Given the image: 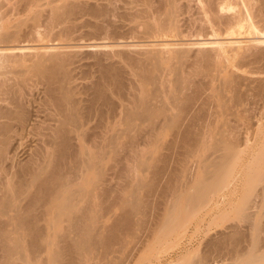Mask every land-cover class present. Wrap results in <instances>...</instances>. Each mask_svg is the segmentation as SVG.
Returning <instances> with one entry per match:
<instances>
[{
	"label": "bare ground",
	"instance_id": "bare-ground-1",
	"mask_svg": "<svg viewBox=\"0 0 264 264\" xmlns=\"http://www.w3.org/2000/svg\"><path fill=\"white\" fill-rule=\"evenodd\" d=\"M56 1L0 0V264H90L92 255L89 254L98 249H101L99 257L107 259L115 252V246L123 245L127 238L133 237L131 232L135 230L134 217L140 210L144 211L143 214L149 210L145 204L150 200L142 204L145 208L142 205L137 207V198L134 196V201H128L131 202L130 206H122L124 209L115 218L113 225L106 227L89 214L95 208L100 209L102 213H108L116 205L104 207L100 203L103 207H97L100 204L97 205L94 198L96 193H100L95 190L97 187L92 191V187L97 184H93L91 179L86 181V177L95 174L96 170L98 173L95 175L102 173L103 171H99L100 167L98 169L99 162L111 153H118L116 155H120L122 165L119 174L125 176L126 180L131 179L133 175L130 176L129 173H132L134 168L138 169L132 164L135 165L137 159H140L139 154L144 152H140L141 147L148 146L146 141L167 142L168 135L171 136L168 144L170 149L176 142H180L182 151L185 152L184 159L198 158L202 164L203 177L193 183L183 196L177 192L178 196L169 202L172 207L165 208L164 218L159 216V221L157 218V221L151 220L154 224H151L149 218L152 227L147 225L151 230L148 229L149 232L146 229L148 232H145L150 235L156 233L159 228L158 235L160 233L164 237L176 236L186 227L190 215L192 217V214L198 212L200 206L212 202L210 200L218 195L233 191L229 188L235 179L236 187L234 185L233 189L237 191L238 199L234 198L237 206L234 202L231 205L236 206L238 223L235 228L233 226L232 233L217 237V241L210 240L209 245H206L210 252H207L206 261L203 263L217 264L218 261L230 260L234 264H264V83L263 80H258V91L255 93L252 90L254 93L247 94L249 89L245 92L239 88L241 79L245 81L247 77L245 76V79L244 75L234 71L238 66L256 64V61L264 59V0H97L107 2L108 4L104 5L108 6L103 8V3L100 5L98 2L96 6L88 8L92 14L101 16L105 15L104 13L107 15L110 7L115 9L116 2L124 3L125 6L127 4L133 13L129 12V18L124 13L129 23L138 20L135 27L142 29L139 32L147 38H163L160 44L153 45L154 48L157 46L162 49L144 52L143 56L138 58H122L121 54L119 58L127 60L126 64L130 63V69L126 73L116 67L101 66L97 80L87 88L88 93L81 91H85V99L82 96L78 99L75 92L77 85L72 86L74 76L69 66L77 60L76 52H66L65 48L56 44L22 46L30 42H60L69 39L74 28H78L76 25L72 27L71 22L78 13L83 14V11L88 10H83L85 0L82 3L77 0L80 4L76 0H60V3ZM121 9H115L116 13ZM123 12L121 11L122 14ZM125 15L121 20L125 19ZM97 17L99 19L100 16L93 19L97 20ZM103 17L105 19V16ZM96 20L93 30L98 24ZM67 21L69 26L65 25ZM100 27L103 29V24ZM99 28L97 26L96 33H103ZM133 28L134 25L131 26L130 32ZM184 28L197 34V37L206 36L216 40L184 44L167 39L180 37ZM135 29L134 34L135 31L136 34L139 33ZM245 38L247 39L244 40ZM195 46L209 50L204 48L206 52H202L205 54H201L200 50L202 62L195 63L194 68L189 67L191 70L188 71L184 69L182 62L187 60L190 48ZM101 59L104 58L96 59L95 63L103 65ZM173 60H176L177 65H182L162 68L163 64ZM32 82L45 86L40 88L43 89V92L40 91L45 93V98L43 96V102L42 98L38 102V105L44 104L45 108L43 106L40 109L39 106L37 109H40L41 115H32L26 108L28 105L25 106V99H28L31 87L36 86ZM207 98L209 102L213 101L209 113L212 115L209 117L212 126L208 122L211 130H206V119L202 121L204 117L201 120L204 126L199 125L200 114L206 111ZM233 129L236 133L232 132ZM143 130L144 134L140 132ZM133 132L144 136L138 138L139 133L137 136ZM30 138L37 141L34 144H38V148L35 146L33 156L29 155L32 160L28 158L30 162L21 166L14 151L17 148L14 147L22 145ZM178 147L174 148H181ZM170 149L168 152L173 151ZM168 154L172 160L171 152ZM182 161L180 163L185 164ZM163 163L162 161V166L154 168V176L158 178L156 182L166 173ZM174 169L168 177L169 180L163 182V191L168 190L172 182L174 185L173 176L178 172V169ZM104 176L100 178L102 182ZM151 182L147 184L151 185ZM178 182L182 186L185 184L181 180L176 183ZM127 183H130L129 180ZM141 183L138 179V182L133 184L135 187H132H140ZM143 183L142 185L150 190L153 187V184L148 186L145 181ZM87 185L94 186L87 189ZM133 190L131 189L130 193L135 192ZM108 192L99 196L103 197ZM225 194L220 197L226 198ZM99 198L96 199L97 202ZM100 200L104 202V197ZM126 200L124 199V202H127ZM181 204L191 207H180ZM141 215L140 212V219ZM145 217L143 218L147 221L148 218ZM143 220H140L143 224L137 227L138 230L144 223L147 224ZM60 222L69 224V232L65 226L68 235L62 239L64 241L59 238L61 235L58 237L64 245L51 249L56 239L53 240L55 233L52 228ZM135 223L138 225L139 222ZM64 229L63 233L66 231ZM72 233L73 237H69ZM58 242L59 240L56 245ZM94 256L97 257L96 254Z\"/></svg>",
	"mask_w": 264,
	"mask_h": 264
},
{
	"label": "rangeland",
	"instance_id": "rangeland-1",
	"mask_svg": "<svg viewBox=\"0 0 264 264\" xmlns=\"http://www.w3.org/2000/svg\"><path fill=\"white\" fill-rule=\"evenodd\" d=\"M58 1V3H60V2H62V1H60V0H57ZM57 1H56V3H57ZM77 1V0H76ZM80 1V0H79ZM84 0H81L80 1V3H82ZM87 1H88V3H87ZM85 2H86V4H85ZM85 2H83V4H84V7L86 6V8H84L83 7V10H85V9H87L88 7H90V6H96V4L99 2H97V0L95 1V0H85ZM55 3V2H54ZM53 3V4H54ZM77 3H79L78 1H77ZM79 3V4H80ZM100 3V5H101V3H103L102 1H100L99 2ZM98 3V4H99ZM107 2H104L103 4H102V6H103V8H106L108 5H106V7H105V5L104 4H106ZM114 3V2H113ZM62 4V3H61ZM95 4V5H94ZM108 4V3H107ZM115 4V3H114ZM117 4V5H116ZM116 6L118 7H115V9H117V10H120L121 8H122V6L124 5V3L123 4H121V2L120 3H117L116 2ZM119 4V5H118ZM82 5V4H81ZM97 6H99V5H97ZM114 6V5H113ZM99 7H101V6H99ZM124 7H125V9H124ZM127 7V8H126ZM91 8V7H90ZM90 8H88V10H89V12H88V10H86V11H83V14L82 15H84V16H82L81 14H75L76 16H78V15H81L79 18H77L75 15V19L73 18V21L75 20V22H73L72 21V19L70 18L69 20H71L72 22H71V26L72 27H74V25H76L75 27H77L78 26V28H74V30L73 29H71V32H72V30H73V33L71 34V36H70V38L69 39H64V40H62V41H56V42H54V43H52V42H50V43H48V42H33V43H35V44H32V42H30V43H25V44H23L22 46H24V47H39V46H45V45H57L58 47H62V48H65L64 50L66 51V52H71V50H72V52H76L77 53V60L75 61V63L74 64H72L71 66H69L70 68H72L71 70H72V73H73V75L72 76H74L73 77V79L75 80V81H77V82H75L74 80H73V84H72V86L73 87H75V84L77 85L76 86V88H75V92H76V94H77V97H78V99L80 98L81 99V97L80 96H82L84 99H85V97H84V95L86 96V93H88L87 91V88H89V86L90 85H92V83H94L95 82V80H97V77H98V75H99V69H100V67L102 66V68L104 67V66H110L109 68H115L116 67V69H120V70H123V71H125V73L126 72H128L129 71V69H130V63L129 62H127V64H126V61H125V59L122 61L120 58H119V56L121 55V57L123 58V56L124 57H136V58H138V57H141V56H143L142 54H144V52L146 53V52H151V50H153V51H158V49L160 48V49H162L161 47H157L156 46V48H154L153 47V45H156V44H160V42H161V40H163V38H158V37H146V35L144 36V35H141L142 33H140L141 32V30H140V28L138 27V28H136L135 27V25H136V21H138V20H132V19H130V20H132L133 22H131V24L129 23V21H128V19H126L127 17L129 18V15L130 14H133V13H131V11L132 10H130L129 9V6L126 4V6L124 5L123 6V10L121 9V11L123 12V11H126V12H123V14L124 13H126L127 15L129 14V12H130V14L126 17V15H125V19H122L121 20V18L124 16L122 13H121V11H118L117 13H116V10L115 9H112L111 7H110V9L111 10H115V11H109L110 9L109 8H107V9H109L108 10V13H107V15H106V13H104L105 15H103L102 14V16H101V14H99V15H95L94 13L92 14V12L90 11ZM48 10V9H47ZM82 12V11H81ZM86 12H88V13H86ZM111 12H112V14H111ZM133 12H134V10H133ZM121 13V14H120ZM93 15L94 17H91V15ZM108 14H110V15H108ZM115 14V15H114ZM74 16H72V17H74ZM95 16H100L101 18L103 17V16H105V19H104V17L101 19L100 17H99V19H98V17H97V20L96 19H93V18H95ZM107 16V17H106ZM109 16V17H108ZM118 16L120 17V18H118ZM89 17H91V18H89ZM76 18H77V20H76ZM124 18V17H123ZM89 19V20H88ZM68 20V21H69ZM95 20H96V28H97V26H98V28L100 27V26H102V24H103V29L101 28H99L100 30H103V33L102 32H100L99 31V29H98V31L101 33H99L98 31V33H96V28H95V30H93L92 28H94L93 26L95 25ZM68 21H67V24L65 23V25H67V26H69L70 25V23H68ZM77 21V22H76ZM87 23H86V22ZM88 21H89V23H88ZM127 23H126V22ZM70 22V21H69ZM103 22V23H102ZM110 22H112V23H110ZM117 22V23H116ZM121 22V23H120ZM64 23H63V25H61V27L63 28V26H64ZM74 23V24H73ZM100 23V24H99ZM124 23V24H123ZM73 24V25H72ZM87 24H89V25H87ZM114 24V25H113ZM100 25V26H99ZM107 25V26H106ZM134 25V28L132 29L133 31H134V29L135 30H138L137 32H139V30H140V32L139 33H137L136 34V31H135V34H134V32L132 31V32H130V30H131V26H133ZM67 26H65V27H67ZM83 26V27H82ZM104 26H106V27H104ZM116 26V27H115ZM61 27H58V28H61ZM71 27V28H72ZM82 29H81V28ZM109 27V28H108ZM112 27V28H111ZM115 27V28H114ZM90 28V29H89ZM111 28V29H110ZM75 29H76V32H75ZM118 29V30H117ZM111 30V31H110ZM116 30V31H115ZM93 31H95V33L97 34H95ZM106 31H107V33H106ZM182 31H183V33L182 34H180L179 36L180 37H176V38H171V37H168L167 39L170 41H174L175 40V43L177 42V43H184V44H186V43H202V42H212V41H215L216 39H213V38H209V37H207L206 38V36L204 37V36H201V37H197L196 35L197 34H194V33H191V32H188L187 30H185V28H184V30L182 29ZM75 32V33H74ZM80 32V33H79ZM115 32V33H114ZM127 32V33H126ZM93 33V34H92ZM100 34V35H99ZM108 34V35H107ZM127 34V35H126ZM85 35V36H84ZM96 35V36H95ZM105 35V36H104ZM73 36V37H72ZM94 36V37H93ZM114 37V38H113ZM195 37V38H194ZM71 38H73V40L71 39ZM80 38H82V39H80ZM86 38V39H85ZM102 40H101V39ZM167 39H165V40H167ZM247 38H245L244 40H246ZM69 40H71V41H69ZM38 43V44H37ZM41 43V44H40ZM114 45H115V47H114ZM134 45V46H133ZM137 45V46H136ZM141 45V46H140ZM151 45V46H150ZM94 46H102V48H97V47H94ZM117 46V47H116ZM68 47V48H67ZM76 47V48H75ZM103 47H107V48H103ZM134 47V48H133ZM110 48V49H109ZM183 48V47H182ZM185 48V47H184ZM186 48H188V47H186ZM193 48V49H192ZM203 48V49H202ZM204 48H206V47H191L190 48V51L189 50H187V56H188V58H187V60L186 61H184V62H182L183 63V65H182V63L180 64H178L179 66H183L184 67V69L186 68V70L188 69V71L189 70H191V68H194V64L195 63H197L198 64V62L200 63V62H202L201 61V59H202V56H201V54H205V50H207L208 48H206L205 50H204ZM68 49H70V50H68ZM112 49V50H111ZM148 49V50H147ZM157 49V50H156ZM63 50V51H64ZM68 50V51H67ZM200 50H201V52L204 50L205 52H200ZM209 50V49H208ZM109 52V53H108ZM120 52V53H119ZM116 53H117V55H116ZM119 53V54H118ZM201 53V54H200ZM110 54V55H109ZM108 55H109V57H108ZM114 55V56H113ZM118 56V57H116V56ZM129 55V56H128ZM113 58H112V57ZM80 57V58H79ZM82 57V58H81ZM95 57V58H94ZM104 58L103 60H102V63L101 64H103V65H97L95 62V60L97 59V60H100V58ZM106 57V58H105ZM89 58V59H88ZM99 58V59H98ZM109 59V60H108ZM114 60V61H113ZM124 61H125V63H124ZM174 61V62H173ZM171 63H166V64H163V66H162V68L164 67V69H169V68H174V67H179L178 65H177V63H175L176 62V60H173ZM117 62V63H116ZM178 62V61H177ZM258 62V63H257ZM113 63V64H112ZM173 63V64H172ZM204 63V62H203ZM256 64H252V65H250V64H246V65H241V66H238L237 68H235L234 69V71H236V73L237 74H242V75H244L243 77L245 78V76L247 77V79L244 81V79H241V81H242V83L240 82V89L243 91H245L246 89L248 90L246 93L248 94V92L250 93V94H252V93H254V92H252V90L253 91H255V93L258 91V87H257V85H259L258 84V80L260 81V80H263V83H264V79H262V78H264V59L262 58V59H260V60H258V61H256L255 62ZM197 64L195 65V66H197ZM185 65V66H184ZM189 65H191V66H189ZM113 66V67H112ZM193 66V67H192ZM188 67V68H187ZM189 67H191V68H189ZM259 67V68H258ZM70 68H69V71H70ZM75 68V69H74ZM101 68V69H102ZM75 70V71H74ZM71 73V74H72ZM75 73V74H74ZM241 75V76H242ZM253 80V81H252ZM249 81V82H248ZM260 82H262V81H260ZM259 82V83H260ZM32 84H33V82H32ZM34 84H35V82H34ZM33 84V85H34ZM87 84H88V86H87ZM36 86H35V88H34V86H32L31 88V93H29V95H27V98L28 99H25V106L26 105H28L26 108H27V110H29V112L32 114V115H41V112H40V109H42V107L44 106V104H43V106L41 105V103H40V105H38L39 103L38 102H40L39 100H41V98L43 97V98H45V93H41V91L43 92V89H40V88H42V87H45V86H43L42 84H40L39 83V85L38 84H35ZM79 85H81L82 87L80 88L79 87ZM246 85V86H245ZM84 86H87V87H84ZM253 87V88H252ZM86 88V89H85ZM254 88H256V89H254ZM34 89V90H33ZM39 89V90H38ZM41 90V91H40ZM82 90H85L86 91V93L84 94V92H82L81 93V91ZM257 90V91H256ZM33 91V92H32ZM39 91V92H38ZM45 91V90H44ZM207 92H209V91H207ZM39 93H40V95H39ZM80 93V95H78ZM43 94V95H42ZM83 94V95H82ZM207 94V93H206ZM31 95V96H30ZM42 95V96H41ZM208 95V94H207ZM35 96V97H34ZM43 98H42V101L41 102H43ZM83 98H82V100H83ZM86 98H87V96H86ZM31 99H32V101H31ZM35 99V100H34ZM27 100L29 101V102H27ZM116 100H117V98H116ZM115 100V101H116ZM44 101H45V99H44ZM210 102H211V100H210ZM210 102H209V98H207V100H206V111L205 112H203L202 114H200V116H201V118H200V120H199V125H201L203 122L202 121H204V119H206L207 120V118H205V117H211L210 116V110L212 109V105H213V101L211 102L212 104H210ZM28 103V104H27ZM31 104V105H30ZM30 105V106H29ZM211 105V106H210ZM41 108H40V107ZM29 107V108H28ZM37 107V108H36ZM38 107L40 108L39 110H37L38 109ZM43 108H45V106L43 107ZM208 108H209V110H208ZM215 109V108H214ZM213 109V110H214ZM35 110H37V111H35ZM207 110H208V112H207ZM211 111V113L212 112H214V111ZM32 111V112H31ZM34 111V112H33ZM42 111V110H41ZM35 112H39V114L37 113H35ZM43 112V111H42ZM35 113V114H34ZM213 114V113H212ZM204 115H207V116H204ZM209 115V116H208ZM204 117V118H203ZM202 118H203V120H202ZM202 120V121H201ZM205 120V122L204 123H207V124H205L206 125V127H207V129L206 130H208V129H210L211 127L209 126V125H211L212 126V123H210L209 122V120H211V118H209L207 121ZM210 124H209V123ZM211 122H212V120H211ZM209 124V125H208ZM201 126H204V124H202ZM209 126V127H208ZM205 130V131H206ZM211 130V129H210ZM146 131V130H145ZM194 131H195V129H194ZM140 132H144V130L143 131H140ZM195 132H198V130H196ZM233 133H236V132H234V129H233V131H232ZM133 133H135V132H133ZM133 133H132V135H133ZM137 133H139V132H136L135 133V135H137ZM146 133V132H145ZM141 133H139L137 136H138V138L139 137H142V135L144 134H141ZM161 134H163V133H161ZM144 136V135H143ZM171 136L170 135H168L167 137H166V140H167V142L166 141H164L163 143L162 142H159V141H151V142H149V141H146V145H148V146H145V147H141V151L140 152H142V150L144 151L142 154H139V157H140V159H137L136 161L138 162H136L135 163V165L134 164H132L133 165V167L135 166L136 168H138V169H136V170H134L133 169V167H132V165H131V169L130 170H132L133 169V171H132V173L130 172L129 174H130V176L131 175H133L132 177H131V179L130 178H128L127 180L125 179L126 177L125 176H121L119 173H120V169H121V167H122V165H121V159H120V155H116V154H118V153H116V152H114V153H116V154H113V155H115L116 157H114L113 155H112V153L111 154H109L108 156H106V157H104V159H102L103 161H98L99 162V164H98V169H99V167H100V169H99V171H103L102 173H99L98 175H95L96 173H98V171L96 170L95 172V174H92V175H88L87 177H86V181H88V180H90L91 179V182H94L93 184H97V186H94V185H87L86 186V188L87 189H89V188H91V186H94V187H92V191L94 192V189L93 188H96L97 187V189H95V190H97V192H99L100 194H104V193H106L107 191H109L107 194H105V196H103L104 197V202L102 201V200H100L101 198L103 199V197H100V196H102V195H98L97 193L95 194L96 195V197L98 196V198H99V202H97V200L96 199H98V198H94V201L96 202V204L98 205V204H102L104 207H107V205H108V207H113L114 206V204L116 205V206H114L113 208H112V211L111 212H108V213H106L105 211L102 213V211L100 210V209H98V208H95L94 209V213L93 212H91L89 215L90 216H92V217H94V219H96V221H99L100 222V224H102V225H106V227H108L109 225H113V223H114V220H115V218L118 216V215H120L121 213H122V211H123V209L124 208H126V206H130V204L129 203H131V202H128V201H132L133 200V197L135 196L136 198H134V199H136L135 200V202H137L136 204L138 205L137 207H139L140 205H142V204H145L146 202H148L149 200L151 201H149L148 202V204L146 203L145 205L148 207V211H145V213L143 214V212L140 210V212L142 213V215H141V217H142V219H140L139 217H140V212H138L139 214H137L136 216H137V218H136V216L134 217V220H133V223H134V226H135V230H134V232H131V235L133 236V237H129V238H127V240H126V245L125 244H123V245H119V246H115L114 247V253H111L109 256H111V257H107V259H101L100 257H99V252L101 251V249H98L97 251H93V253L94 254H96V256L97 257H95L94 256V254L92 253V254H89V255H92L91 256V260L89 261V263L90 264H103V263H105V264H205V263H203L204 261H206L205 259H206V254H208L207 252L209 251L210 252V250H208L209 249V247H207L209 244V242H210V240L212 241H214V239L217 241V239L221 236V235H227L228 233L230 234V232L236 227V225H237V214H236V212H235V209H236V206H237V199H238V196H237V191H235L234 189H233V187H234V185L236 184V183H234L236 180L234 179L233 180V182H232V184L230 185V187L232 188H229V190H233V191H231V192H226V194L225 193H223L222 195H218V196H216V197H214V199L212 198V200H210V201H212V202H208L207 204L206 203H204L202 206H200V209L198 210V212L196 211L194 214H192V217H191V215H190V218H189V220L186 222V227H184V229L183 230H181L180 231V233H178L176 236H171V237H164V236H162L160 233H159V235H158V231H159V228L156 230V233L154 232V233H152V234H150L149 235V233H146V232H148L149 230H151L150 228L152 227L151 226V224H154L153 223V221L157 218V220L159 221V216H160V218L162 219V218H164V216H165V208L166 207H168L170 204H172V203H170L169 204V202H171V200H174L175 199V197H177L178 195H181V196H183V194L187 191V189L188 188H190V186L193 184V183H195V182H197L198 180H200L202 177H203V173H202V164H200V162H199V160H198V158L196 157V158H191V157H189V158H187V160L186 159H184L183 157H185L184 155H185V152L184 151H182V143H178L177 144V142L175 143V145L174 146H172V148L171 149H173V151H170L171 152V154H172V156H171V158H172V160L171 159H169V157L167 156V154L168 153H170V152H168L169 151V149H170V147L168 146V144H169V142L171 141V138H170ZM34 140V141H33ZM28 141V142H27ZM35 139L33 138V139H27L26 141H25V143H23L22 145L21 144H19L17 147H14V149H16V150H14V151H16L15 153H16V159H17V161L20 163V165L21 166H23V165H25V162H30V160L29 159H31V158H29L30 156H33V154H34V152L36 151V149H35V146H36V148H38V144L37 145H35L34 143H35ZM37 142V141H36ZM145 142V141H144ZM154 142H156V143H154ZM28 143V144H27ZM147 143H149V144H147ZM150 143H151V145H150ZM161 143V144H160ZM145 144V143H144ZM143 144V145H144ZM31 145H32V147H31ZM192 145H193V143H192ZM195 145V144H194ZM176 146V148H179L178 146H180L181 148L180 149H176V148H174ZM30 147V148H29ZM169 147V148H168ZM195 147V146H194ZM143 148V149H142ZM168 148V149H167ZM193 148V147H192ZM32 149V150H31ZM35 149V150H34ZM170 149V150H171ZM34 150V151H33ZM180 150V152H178ZM191 150V149H190ZM176 151H177V153H176ZM181 151L182 152H184V154H182L181 153ZM31 154V155H30ZM30 155V156H29ZM141 155V156H140ZM169 155V154H168ZM175 155V156H174ZM178 155H179V157H178ZM181 155H183L182 157H180ZM118 156V157H117ZM143 156V157H142ZM176 156H177V159H175L176 158ZM149 157V158H148ZM29 158V159H28ZM175 159V161H174V159ZM180 158V159H179ZM183 158V159H182ZM27 159H28V161H27ZM155 159V160H154ZM164 162L163 164L165 165V171L164 172H166L165 173V175L163 176V178H161V180L159 181H157L156 182V180L158 179H156V176H154V173H155V170H154V168L156 167V166H162V161ZM184 161H182V160ZM32 160V159H31ZM140 160V161H139ZM146 160V161H145ZM170 160V161H169ZM177 160H181L183 163H185V164H181L180 162H178ZM22 161H24V162H22ZM142 161V162H141ZM156 161V162H155ZM161 161V162H160ZM174 161V162H173ZM185 161H187V163L185 162ZM140 162V163H139ZM145 164H144V163ZM173 162V163H172ZM175 162H177L178 164H176ZM18 163V164H19ZM100 163H101V165H100ZM123 163H125V162H123ZM122 163V164H123ZM133 163V162H132ZM142 163V164H141ZM140 164V165H139ZM155 164H159V165H155ZM174 164V165H173ZM176 164V165H175ZM181 164V165H180ZM124 165V164H123ZM137 165V166H136ZM102 167V168H101ZM109 167V168H108ZM177 167V168H176ZM173 168H175L174 170H177L178 172H177V174L175 175V177L173 176V180H174V185H173V182H172V184H171V186L169 187V191L167 190V189H165V190H167V191H163V189L165 188L164 187V184L169 180V178L168 177H170L171 176V172H172V170H173ZM105 170V171H104ZM168 172V173H167ZM105 173V174H104ZM127 172L125 171V174H126ZM102 174V175H101ZM104 176L105 177V179H107V180H105V179H103L104 181H105V183H104V181L102 182V178H101V176ZM129 176V177H130ZM103 177V178H104ZM123 177V178H122ZM98 180H97V179ZM101 178V179H100ZM133 178V179H132ZM138 179H139V181L140 182H144L145 181V183L147 184L148 182H151V185L153 184V187L151 188V190L150 189H148V188H146L147 186H144V185H142V183H141V185H140V187H136V188H138V189H136V188H133V187H135V186H133V184L137 181L138 182ZM166 179H168L167 181H166ZM95 180H97V183H95L96 181ZM128 180H129V182L130 183H127L128 182ZM177 180L179 181V180H181V182L183 183H185L184 184V186H182V184L180 183L179 184V182L178 183H176L177 182ZM86 181H85V183H86ZM107 181V182H106ZM132 181V182H131ZM134 181V182H133ZM155 181V182H154ZM163 182H165V183H163ZM107 183V184H106ZM158 183H160V184H158ZM162 183H163V185H162ZM176 183V184H175ZM234 183V184H233ZM155 184V185H154ZM104 185V186H103ZM148 186H151L150 185V183L149 184H147ZM157 185V186H156ZM161 185V186H160ZM173 185V186H172ZM133 186V187H132ZM176 186H179V187H176ZM108 189H106V188ZM112 187V188H111ZM132 187V188H131ZM156 187V188H155ZM162 187H164V188H162ZM235 187H236V185H235ZM112 189V191L110 192V189ZM155 188V189H154ZM161 188V189H160ZM105 189V192H103V190ZM126 189V190H125ZM133 190V189H136V190H133V191H135V192H131L130 193V190ZM146 189H148V190H146ZM153 189H154V191H153ZM158 189V190H157ZM173 189H176V190H174L173 191ZM91 190V189H90ZM179 190V191H178ZM150 191H153V192H150ZM172 192V194L170 195V193ZM235 191V193H233L232 194V192H234ZM103 192V193H102ZM117 192V193H116ZM168 192H169V194H168ZM177 192H178V195L176 196V194H177ZM113 193H114V195H113ZM121 193V194H120ZM133 193V194H132ZM148 193V194H147ZM230 193V194H229ZM123 194V195H122ZM227 195L226 196V198L225 197H220V196H223V195ZM236 194V195H235ZM133 195V196H132ZM231 196V197H229V196ZM117 196H119V197H117ZM122 196H124L123 198H122ZM131 196H132V198H131ZM169 196V197H168ZM234 196V197H233ZM235 196H237V197H235ZM105 197H107L106 198V201H105ZM160 197V198H159ZM126 198H127V200H126ZM174 198V199H173ZM230 198H231V200H230ZM234 198H236V200L234 199ZM124 199L127 201V202H124ZM227 199V200H226ZM232 199H234L233 201H232ZM118 200V201H117ZM121 200V201H120ZM153 200V201H152ZM160 200V201H159ZM225 200V201H224ZM115 201V202H114ZM134 201V200H133ZM155 201V202H154ZM214 201V202H213ZM218 201H220V202H218ZM231 203H230V202ZM236 201V202H235ZM103 202V203H102ZM113 202V203H112ZM123 202H124V204L126 203V205H124L123 204ZM140 202V203H139ZM229 204H228V203ZM233 202H234V204L236 205H234V206H232L233 205ZM111 203V204H110ZM118 203V204H117ZM151 203V204H150ZM99 205V206H97V207H103L102 205ZM105 204V205H104ZM154 204H156V205H154ZM229 206H228V205ZM232 204V205H231ZM110 205V206H109ZM120 205V206H119ZM145 205H142L144 208L146 207ZM151 205V206H150ZM118 206V207H117ZM122 206H124V208L122 209ZM142 206H140V207H142ZM230 206H232V207H230ZM157 207V208H156ZM160 207V208H159ZM169 207H172V206H169ZM180 207H191V206H189V205H186V204H181L180 205ZM235 207V208H234ZM121 208V209H120ZM143 208V209H144ZM155 210H154V209ZM204 208V209H203ZM142 209V210H143ZM147 209V208H146ZM100 210V211H99ZM145 210V209H144ZM96 211V212H95ZM155 213H154V212ZM162 211H164V212H162ZM67 212V211H66ZM153 212V213H152ZM96 213V214H95ZM101 213V214H100ZM99 214V215H98ZM151 214V215H150ZM161 214H163V216H161ZM196 214V215H195ZM148 217H147V216ZM153 215H154V217H153ZM193 215H195L194 216V218H193ZM99 216V217H98ZM103 216H104V218H103ZM115 216V217H114ZM146 216V217H145ZM114 217V218H113ZM143 217H145V218H148L147 219V221L143 218ZM149 218H150V220H149ZM144 219V220H143ZM160 219V220H161ZM139 220V221H138ZM140 220H143L144 222H147V224L146 223H144V226L142 225V227L138 230L137 229V227L139 226V225H141V224H143V222L141 221V223H140ZM151 222V220H153L152 222H151V224H149V221ZM157 220H155V221H157ZM102 221V222H101ZM135 222H139V223H137L138 225H136V223ZM190 222V223H189ZM66 222H64V223H62V222H60V224L59 223H57L56 225H55V227L54 228H52L53 230H52V232L53 233H55V237L53 238V240H54V245H52L51 246V249L53 248V247H55V249L57 248V247H61L62 245H64V243L63 242H61L60 241V239L62 240V239H64V237H66V235H68V232H69V224L68 223H66ZM156 223V222H155ZM160 223V222H159ZM51 224H52V222H51ZM50 224V225H51ZM146 224V225H145ZM147 225L148 226H151V227H147ZM52 226V225H51ZM65 226H67V227H65ZM232 226V227H231ZM233 226H234V228H233ZM64 227L66 228V229H68V232H67V230L66 229H64ZM228 227H229V229H228ZM231 227V228H230ZM63 229L64 230H66L65 231V233H63L64 231H63ZM148 231H147V230ZM186 230V231H185ZM57 231H59V233H57ZM62 231V232H61ZM146 231V232H145ZM217 231V232H216ZM150 232V231H149ZM128 234L130 233L129 231L127 232ZM145 233H146V235H145ZM224 233V234H223ZM225 233H227V234H225ZM232 233V232H231ZM56 234H58L57 236H56ZM141 234V235H140ZM155 236H154V235ZM180 234V235H179ZM181 234H183V235H181ZM62 237H61V236ZM71 235V236H70ZM69 235V237H73V233L72 234H70ZM145 235V236H144ZM150 236V238L148 237V236ZM153 235V236H152ZM219 235V236H218ZM60 236V237H59ZM160 236V237H159ZM181 236V237H180ZM60 239H59V238ZM136 237V238H135ZM140 237V238H139ZM145 237H147L148 239H146ZM218 237V238H217ZM163 238V239H162ZM167 238V239H166ZM176 238H177V240H176ZM135 239V240H134ZM137 239V240H136ZM166 239V240H165ZM50 240V239H49ZM59 240V242H58V245H56L57 244V241ZM134 240V241H133ZM51 241V240H50ZM62 241H64V240H62ZM129 241H131V242H129ZM141 241V242H140ZM206 241H208V242H206ZM129 242V243H128ZM157 242V243H156ZM62 243V244H61ZM141 243V244H140ZM144 244V245H143ZM56 245V246H55ZM207 245V246H206ZM141 246V247H140ZM119 247V248H118ZM54 249V248H53ZM207 249V250H206ZM119 250H120V253H118L119 252ZM205 251V252H204ZM97 252V253H96ZM202 253V254H201ZM204 253V254H203ZM125 254V255H124ZM127 254V255H126ZM210 254V253H209ZM184 255V256H183ZM201 255V256H200ZM203 255H205L204 257H203ZM89 258H90V256H88ZM131 257V258H130ZM126 258V259H125ZM67 259V258H66ZM203 260V261H202ZM101 261V262H100ZM110 261V262H109ZM180 261V262H179ZM92 262V263H91ZM185 262V263H184ZM234 264V262L232 261V262H230V260H223V261H218V263L217 264Z\"/></svg>",
	"mask_w": 264,
	"mask_h": 264
}]
</instances>
